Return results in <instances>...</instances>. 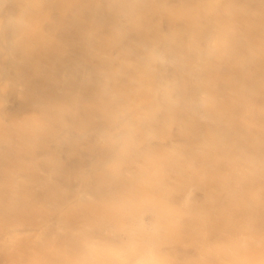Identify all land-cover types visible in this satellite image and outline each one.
I'll return each instance as SVG.
<instances>
[{"label":"bare ground","instance_id":"6f19581e","mask_svg":"<svg viewBox=\"0 0 264 264\" xmlns=\"http://www.w3.org/2000/svg\"><path fill=\"white\" fill-rule=\"evenodd\" d=\"M8 264H264V0H0Z\"/></svg>","mask_w":264,"mask_h":264},{"label":"rangeland","instance_id":"374dc122","mask_svg":"<svg viewBox=\"0 0 264 264\" xmlns=\"http://www.w3.org/2000/svg\"><path fill=\"white\" fill-rule=\"evenodd\" d=\"M10 256L7 253L6 246L0 242V264H8Z\"/></svg>","mask_w":264,"mask_h":264}]
</instances>
